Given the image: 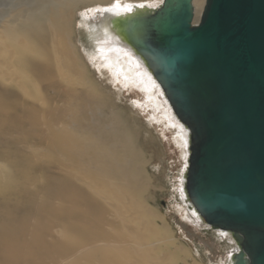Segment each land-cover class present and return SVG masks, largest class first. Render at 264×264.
<instances>
[{"label": "bare ground", "instance_id": "bare-ground-1", "mask_svg": "<svg viewBox=\"0 0 264 264\" xmlns=\"http://www.w3.org/2000/svg\"><path fill=\"white\" fill-rule=\"evenodd\" d=\"M104 1L0 0V144L14 146L40 131L39 142L47 147L48 155L59 154L64 161L49 182L47 201L31 207L34 223H30L31 217L22 216L15 224L13 215L1 212L5 222L0 223V264L178 262L173 254L178 247L171 251V240L160 238L161 231L144 220V207L137 200L142 180L127 138L101 120L65 121L76 112L86 115L89 107L80 99L88 98V92L74 90L83 74L70 42L74 12L80 3ZM202 1L193 0L195 21L201 15ZM104 42L101 49L113 71L124 80H133L137 74L143 85L139 90L155 110H162L159 121L166 120L185 147L184 131L172 120L152 80L127 52L116 46L106 50ZM19 78L27 84L45 83L65 106L46 108L44 104L38 109L26 102L29 89ZM57 78L69 89H62L54 81ZM21 133L11 141L1 137Z\"/></svg>", "mask_w": 264, "mask_h": 264}, {"label": "water", "instance_id": "water-1", "mask_svg": "<svg viewBox=\"0 0 264 264\" xmlns=\"http://www.w3.org/2000/svg\"><path fill=\"white\" fill-rule=\"evenodd\" d=\"M161 0L105 9L98 28L144 70L184 131L179 193L230 239L227 264H264V0Z\"/></svg>", "mask_w": 264, "mask_h": 264}, {"label": "rangeland", "instance_id": "rangeland-1", "mask_svg": "<svg viewBox=\"0 0 264 264\" xmlns=\"http://www.w3.org/2000/svg\"><path fill=\"white\" fill-rule=\"evenodd\" d=\"M160 2L161 0H105L97 4L77 5L71 25L70 42L77 61L83 67V74L80 80L77 79L78 83L74 79L80 85L74 90L83 94L88 92V98L81 96L80 99H84L89 107L86 115L80 116L76 112L73 116L65 117V121L75 118L80 121L84 118L92 123L94 120H101L104 124L112 125L120 137L127 138L133 151L132 157L135 154L132 160L142 180L137 200L144 207V220L161 231L160 238L171 240V251L178 247L173 253L174 256L177 255V264H227L228 255L234 250L230 239L216 232H209L199 225L181 200L180 173L186 154L177 132L166 120L159 121L162 110H155L139 90L143 85L137 74L133 75V80H124L122 74L117 75L113 71L105 51L101 49L106 40L98 28L102 11L117 3H147L154 6ZM104 45L106 50L115 47L108 41ZM108 54H112V51ZM141 77L146 86L153 89L145 76ZM18 81L24 82L20 78ZM54 81L60 83L62 89H69L58 82L59 78ZM25 84L27 90L29 89V98L25 101L38 106V109H43L44 104L46 108L61 109L65 106L63 100H57L45 83L34 81L31 85ZM38 133L42 135V132ZM38 133L25 136L14 146H8V142L0 144V215L1 212L13 215L15 224L22 216L31 217L30 223H34L35 215L31 207L41 203L43 205L47 201L49 182L58 175V170L64 163L59 154L51 157L48 155L47 147L39 142ZM22 134H18V137L15 134H3L1 137L4 141H11L20 138ZM3 220L0 218V223H4Z\"/></svg>", "mask_w": 264, "mask_h": 264}]
</instances>
